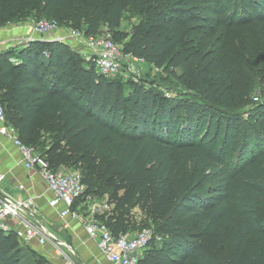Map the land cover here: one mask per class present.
<instances>
[{
  "label": "trees",
  "instance_id": "obj_1",
  "mask_svg": "<svg viewBox=\"0 0 264 264\" xmlns=\"http://www.w3.org/2000/svg\"><path fill=\"white\" fill-rule=\"evenodd\" d=\"M126 4L147 16L119 34L125 41L112 39L192 79L200 98L138 81L125 91L119 75L100 74L67 43L33 38L0 49L6 123L51 167L78 169L87 192L106 194L111 207L96 216L113 235L149 224L161 234L138 264H264V55L253 69L262 96L245 117L226 109L243 51L219 55L237 18L264 17V0H0V26L34 12L35 20L82 21L86 34L116 33ZM22 244L0 228V264H25ZM35 256L30 264H52Z\"/></svg>",
  "mask_w": 264,
  "mask_h": 264
},
{
  "label": "built area",
  "instance_id": "obj_2",
  "mask_svg": "<svg viewBox=\"0 0 264 264\" xmlns=\"http://www.w3.org/2000/svg\"><path fill=\"white\" fill-rule=\"evenodd\" d=\"M26 27L30 32L27 39L34 37L45 39L44 34L57 27V21L41 17L28 22ZM50 39L69 42L86 61H92L96 71L103 75H119L124 69L132 70L133 63L142 60L130 52L123 51L122 46L112 39L106 27L94 34L70 28L67 32L57 33ZM6 46V39L0 38V49ZM0 134L10 139L17 147L21 165L40 174L51 194L46 200V206L60 218V227L74 231L73 222H80L84 232V237H78L80 244L87 247L86 239L93 240L108 264H138L149 241L161 239V234L155 232L151 224L113 235L105 222L96 216L95 205L89 207L90 212L87 214L79 211L84 210V204L94 199V195L87 192L80 171L64 165L51 167L34 146L24 144L14 128L6 123L1 102ZM2 179L3 174L0 173V181ZM16 187L23 188L21 183ZM0 228L6 232L12 231L25 245L35 251L37 250L34 242L39 246H45L46 250L37 252L44 255L52 264H74L73 259H83L80 255L76 256L75 246L57 236L48 227L45 211L31 196L16 197L0 189ZM90 255L94 257L92 253Z\"/></svg>",
  "mask_w": 264,
  "mask_h": 264
},
{
  "label": "rangeland",
  "instance_id": "obj_3",
  "mask_svg": "<svg viewBox=\"0 0 264 264\" xmlns=\"http://www.w3.org/2000/svg\"><path fill=\"white\" fill-rule=\"evenodd\" d=\"M146 16V13L137 11L133 7L131 8L126 4L122 11L120 25L116 29V33H111L110 31V34H113L116 39H118L119 34L125 33L128 36L132 30V26L142 19H145ZM35 18L36 16L34 15V12H31L26 18L18 16L12 22H6L1 25L4 30L10 28L14 29V27L16 29V31L13 30V32H10L8 36H4L7 41L6 48H15L18 45L24 44L28 40L27 37L29 36V33L24 32L22 28L26 30V24L34 21ZM237 21H239V24L230 28L227 32V35L223 40L226 45L223 47V50L219 53V55H223V53L227 50L243 51L244 58L242 60V66L239 65L242 76L238 79L236 78V90L233 95V104L230 108L228 107L226 109L235 111L242 115V117H245L253 102L258 101L262 96L261 90L263 85L260 83L259 77L253 75V69L262 65L261 61L264 55V17L260 20L251 21L248 18H237ZM75 26L80 27L79 29L81 30L84 27V23L75 19H72L70 22L58 20L57 27L44 34V37H46V35H50L51 33H55L56 31L58 33H65L68 29ZM103 27L104 26H101L100 28ZM119 41L123 42L125 41V38L120 39ZM67 44L70 48H72V45L69 44V42H67ZM9 56L14 57L15 53L12 52ZM233 56L238 57V55ZM81 63L84 64V62ZM133 64L134 67L132 70L124 69V71L119 74V83L125 91L130 87V82L138 81L144 85H152L154 89L158 90L159 93L165 96L184 97L190 99L200 98V90L194 84L192 79L185 78L182 81L176 78L169 71L163 70L161 67L148 63L143 59L136 61ZM174 71L178 74L180 73V68L176 67L174 68ZM245 100H248V102H244ZM219 108L224 109V107ZM220 117H222V126L224 117ZM91 205H95V209H97L95 212L96 214L108 210L111 207L107 203L106 194H101L94 195L93 201H90L88 204H84V210L79 209V211L87 214L90 212L89 207ZM130 213L135 224L141 222L143 219V214L136 205L131 207ZM21 246L23 248L20 259L23 263L30 264L34 262V260L37 259L35 254H39V252L25 244H22Z\"/></svg>",
  "mask_w": 264,
  "mask_h": 264
},
{
  "label": "crops",
  "instance_id": "obj_4",
  "mask_svg": "<svg viewBox=\"0 0 264 264\" xmlns=\"http://www.w3.org/2000/svg\"><path fill=\"white\" fill-rule=\"evenodd\" d=\"M5 27V26H4ZM10 27V26H9ZM24 32L30 33L28 28H22ZM14 29H5L0 26V38H5ZM3 32V33H2ZM53 35H46L45 39L52 38ZM62 33V32H60ZM20 154L17 147L6 136L0 134V173L3 174V179L0 181V189L4 192L13 194L16 197L31 196L38 203L40 208L45 211L48 227L60 238L70 242L75 246L77 252L83 259H73L74 264H108L102 254L96 248L95 243L91 239H86L87 247L80 244L78 237H84L83 227L80 222L74 221V231H70L67 227H60V218L52 209L47 208L46 200L51 195L46 189L40 174L35 170L25 169L19 162ZM21 183L23 188L18 189L16 185ZM74 232L76 234H74ZM36 250H46L45 246H39L36 242L33 243ZM92 253L94 257L89 254Z\"/></svg>",
  "mask_w": 264,
  "mask_h": 264
}]
</instances>
